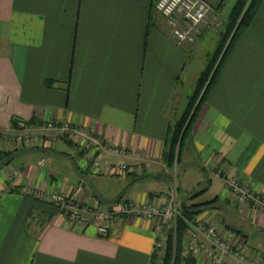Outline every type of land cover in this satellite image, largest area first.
<instances>
[{
	"label": "crops",
	"instance_id": "obj_1",
	"mask_svg": "<svg viewBox=\"0 0 264 264\" xmlns=\"http://www.w3.org/2000/svg\"><path fill=\"white\" fill-rule=\"evenodd\" d=\"M155 1L0 0V264H155L164 246L155 222L123 215L101 237L47 201L62 193L105 211L119 198L144 206L170 195L169 106L181 97L185 105L189 93H181L196 80L191 45L172 37ZM205 1L223 21L236 2ZM48 123L79 127L111 151H75L57 130H44ZM26 130L40 139L18 147L4 138ZM180 160L177 195L205 211L194 218L213 221L248 263H264V215L234 200L222 178L264 200V0L225 57ZM143 161L153 162L145 176L94 165ZM188 170L200 180L182 189ZM182 242L181 264H212L186 255Z\"/></svg>",
	"mask_w": 264,
	"mask_h": 264
},
{
	"label": "built area",
	"instance_id": "obj_2",
	"mask_svg": "<svg viewBox=\"0 0 264 264\" xmlns=\"http://www.w3.org/2000/svg\"><path fill=\"white\" fill-rule=\"evenodd\" d=\"M154 9L163 18L172 37L180 45H193L202 36L208 27L211 11L210 5L205 0H156ZM219 27L220 23L214 24V29ZM44 130H57L59 134L65 135L78 147L75 148V151L82 150L87 145L94 147L96 150L111 151L109 148L105 149L99 140L92 138L85 130L76 126L62 124L55 127L52 123H48ZM4 138L11 139L20 146L30 145L40 139L38 135L33 136L28 130L15 136L5 134ZM152 164V161H143L139 166L130 167L129 169L124 164L106 166L94 162V165L106 168V171L113 175H122L127 171L134 173L141 170V168L149 170ZM225 185L233 195L238 196L244 203L251 204L264 214V200L260 199L259 196L248 188L238 185L233 179L227 178ZM177 196V187L174 182L170 195L163 202L153 201L144 206H135L120 198L117 200L116 208L97 211L80 204L73 197L68 198L69 196L59 193L52 194L47 198V201L55 205L67 220L96 226L101 237H106L112 225L123 215L129 218L155 222L158 237L164 225L175 232L178 222L181 221L186 226L184 233L186 255L194 252L200 253L212 264H228L225 260L226 257L232 259V264H261L259 262L248 263L240 249L220 237L215 225H205V223L185 217L183 207ZM156 248H158L157 252L162 251L161 244L157 245Z\"/></svg>",
	"mask_w": 264,
	"mask_h": 264
},
{
	"label": "trees",
	"instance_id": "obj_3",
	"mask_svg": "<svg viewBox=\"0 0 264 264\" xmlns=\"http://www.w3.org/2000/svg\"><path fill=\"white\" fill-rule=\"evenodd\" d=\"M260 1L236 0L228 15L224 32L220 37L216 51L207 58L206 64L199 74L193 90L186 98L183 110L169 122L165 139L166 158L168 161L173 162L175 158H180L184 141L201 107L205 103L207 94L218 75L225 57L228 55L234 40L250 25ZM199 206L196 205V207ZM183 210L185 217L188 219H193L194 215L198 213V211L192 210V206L186 207L183 205ZM185 229L184 223L179 221L175 232V239L171 233L167 236V243L160 264H181V242ZM156 253L157 251L154 252V255Z\"/></svg>",
	"mask_w": 264,
	"mask_h": 264
},
{
	"label": "rangeland",
	"instance_id": "obj_4",
	"mask_svg": "<svg viewBox=\"0 0 264 264\" xmlns=\"http://www.w3.org/2000/svg\"><path fill=\"white\" fill-rule=\"evenodd\" d=\"M227 19H226V21H223L219 17V15L216 14V12L214 10H212V8H211V11H210V14H209V19H208L209 24H208V27L206 28V30L204 31V33L206 32L205 39L201 41L202 43H198L196 45H191L190 46L191 51L189 53H190L191 62H192V75H191L192 76L191 77L192 80H197L198 79L199 74L202 72V70H203V68H204V66L206 64L207 58H209V56H211L216 51L217 45L220 42V37L222 36V34L224 32V26H225V24L227 22ZM219 23H220V27L217 28V29H214V24H219ZM187 92L190 94L191 90H183V92L181 93V96H185L187 94ZM183 107H184V97H181L178 100L175 99L171 103V105L169 106V110H170L171 113H173L175 116H177L178 113H180L183 110ZM170 115H172V114H170ZM63 136H65V135H63ZM13 142L15 143V141H13ZM15 145L20 147V145H18L17 143H15ZM172 163L174 165V169H176V174L174 175L173 179H176V187H178L179 182H178V178H177L178 176L177 175H178L179 171H181V168H182V167H180L181 160H180V158H178V159L175 158ZM199 169H200V167L196 168V170H199ZM141 170H138V173L143 174V176L147 175V173H148L147 169H142L141 168ZM191 172H192L191 170H188V171L185 172V175L183 176L184 182H183V185L181 186L182 189H185L186 185H195L196 182L200 180V177L198 175L193 177V174H191ZM134 173H136V172H134ZM221 175H222V172H221ZM222 178L224 180V184H226L227 178L228 179H232V178L227 177L226 175L224 177H222ZM225 187L227 188L226 185H225ZM227 190L229 192H231L228 188H227ZM59 194H62V193H59ZM187 194L188 193L182 194V195H180V197L177 196L178 197V201L182 205V207H183V205L186 206L187 199H188L187 198ZM62 195H65V194H62ZM65 196H67V195H65ZM232 196L234 197V200L239 202V204H242V205L249 204V203H244L240 198H238V196H235L233 194H232ZM68 198H72V196H69ZM249 205L251 206V208H253L255 213H260L261 215H264L261 211H259L258 209L254 208L251 204H249ZM201 208L202 207H199V209H197V210L204 211ZM202 211H198V212H202ZM193 219L196 220L197 222L203 223L201 220H199L200 218H198V217H195V218L193 217ZM213 219H214V217H213ZM212 222H209V223L212 225L213 224ZM209 223L208 224L205 223V225H209ZM161 230L162 231L160 232V236L158 238L162 240L164 246L162 247V251H158L159 253L157 252L156 256L153 255V259L156 262L155 264H160V261H161V259L163 257L165 246H166V243H167V236L171 233V234H173V238L175 239L176 230H175V232L169 230L167 225H164ZM182 240H183V242H182L183 245L182 246L184 247V245L186 243V238H184V234L182 236ZM238 249H240L241 253L245 256V252L242 251V248L238 247ZM183 251H185V249ZM155 257H156V259H155ZM258 262L261 263V264H264L263 262H261V260L258 261Z\"/></svg>",
	"mask_w": 264,
	"mask_h": 264
}]
</instances>
